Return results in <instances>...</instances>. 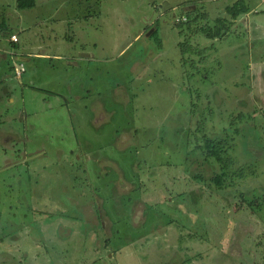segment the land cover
Instances as JSON below:
<instances>
[{"label":"rangeland","instance_id":"rangeland-1","mask_svg":"<svg viewBox=\"0 0 264 264\" xmlns=\"http://www.w3.org/2000/svg\"><path fill=\"white\" fill-rule=\"evenodd\" d=\"M238 1L0 0V264H264V2Z\"/></svg>","mask_w":264,"mask_h":264},{"label":"trees","instance_id":"trees-1","mask_svg":"<svg viewBox=\"0 0 264 264\" xmlns=\"http://www.w3.org/2000/svg\"><path fill=\"white\" fill-rule=\"evenodd\" d=\"M37 0H17V7L20 10H26V9H33L36 6ZM251 12V9L249 6L245 3L244 0H240L234 5L227 8V13L233 20H237L240 16L248 14ZM188 19L189 21L187 23H184V25L189 26L188 28H191L192 24V13H188ZM228 20L226 19H217L215 27L211 28L205 26L197 32H200L204 34L206 37L210 39H220L223 35V32L227 29ZM184 31H182L183 34ZM190 43L189 38L186 39V42L181 46L182 52H185L186 48L188 47ZM225 143V142H224ZM226 144V143H225ZM204 147H202L205 150V154L207 156H211L212 158H215L217 162L220 164L221 173L217 175L213 181L218 185V187H222L223 182L226 180V178H230V168H231V159L228 158L227 151L224 149L223 142H219L217 144L214 140L211 139H204ZM238 176H244V171L241 169L237 173ZM259 206L258 200L252 201L250 203V207L255 209L254 206Z\"/></svg>","mask_w":264,"mask_h":264},{"label":"crops","instance_id":"crops-1","mask_svg":"<svg viewBox=\"0 0 264 264\" xmlns=\"http://www.w3.org/2000/svg\"><path fill=\"white\" fill-rule=\"evenodd\" d=\"M217 1H219V0H211V2H217ZM240 1V0H239ZM245 1V0H244ZM210 2V1H209ZM262 2H264L263 0H262ZM246 3V2H245ZM247 4V3H246ZM249 8L251 9V7L249 6ZM248 15H249V13H248ZM250 31H252V30H250ZM253 32V31H252ZM255 33V32H254ZM13 35H16V34H13ZM12 35V36H13ZM255 36H257V33H255ZM19 39V38H18ZM258 40V39H257ZM19 43H20V40H19V42L18 43H15V42H13L12 41V45L14 46V47H17L18 45H19ZM257 43H259L260 44V42H257ZM11 55L12 56H14V58H13V65L12 66H10V68H11V73H13V74H15V71H14V63H22V61L23 62H27V61H32V58H37V59H39V60H42V59H44V60H47L48 58H50V57H53V56H50V53L48 52V50H45V48L42 46V48H40L39 49V51L38 52H36L35 54H31V53H28L27 55H25V56H21V57H18V55L15 53V52H12L11 53ZM54 56H57V55H54ZM73 65H75L76 64V62L75 61H73L72 60V62H71ZM27 73V70H26V72L24 73V74H26ZM6 75H8V74H6ZM22 77H23V75H22ZM21 77V78H22ZM16 78H18V77H16ZM20 79V78H19ZM10 82V77H9V75L8 76H6L4 79H3V82H1L0 81V93H5L6 95H10V90H9V87H10V85L8 84Z\"/></svg>","mask_w":264,"mask_h":264},{"label":"built area","instance_id":"built-area-1","mask_svg":"<svg viewBox=\"0 0 264 264\" xmlns=\"http://www.w3.org/2000/svg\"><path fill=\"white\" fill-rule=\"evenodd\" d=\"M12 41L15 42V43H18L19 39H18V37L16 35H13L12 36ZM14 71H15L16 77L21 78L22 75L26 72V68L23 65V63H16L14 65Z\"/></svg>","mask_w":264,"mask_h":264},{"label":"water","instance_id":"water-1","mask_svg":"<svg viewBox=\"0 0 264 264\" xmlns=\"http://www.w3.org/2000/svg\"><path fill=\"white\" fill-rule=\"evenodd\" d=\"M149 36V35H148Z\"/></svg>","mask_w":264,"mask_h":264}]
</instances>
